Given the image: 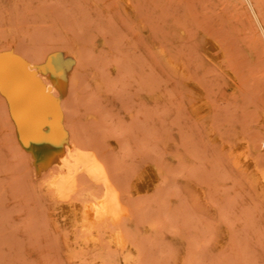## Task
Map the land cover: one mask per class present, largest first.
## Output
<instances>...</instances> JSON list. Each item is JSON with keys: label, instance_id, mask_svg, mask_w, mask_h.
Listing matches in <instances>:
<instances>
[{"label": "rangeland", "instance_id": "rangeland-1", "mask_svg": "<svg viewBox=\"0 0 264 264\" xmlns=\"http://www.w3.org/2000/svg\"><path fill=\"white\" fill-rule=\"evenodd\" d=\"M130 1L0 0V49L75 58L67 129L99 151L132 205L125 248L102 228L98 244L84 242L0 93V264H264V197L234 161L247 149L264 167L253 149L264 137L255 23L243 0ZM139 176L148 184L135 192ZM81 178L76 198L98 191Z\"/></svg>", "mask_w": 264, "mask_h": 264}, {"label": "bare ground", "instance_id": "bare-ground-1", "mask_svg": "<svg viewBox=\"0 0 264 264\" xmlns=\"http://www.w3.org/2000/svg\"><path fill=\"white\" fill-rule=\"evenodd\" d=\"M120 1L126 9H131L130 0ZM243 2L264 43V13L259 0ZM205 41L220 57L222 52L218 45L208 36ZM20 51L0 49V93L7 104L8 115L20 145L31 155L37 172L54 170L46 181V190L51 192L55 200L68 203L73 230L76 228L83 233L84 242L98 244L99 229L102 228L109 244L125 248L127 239L122 221L130 217L131 203L124 199L122 191L126 189V193H129L131 189L127 191L126 186L122 189V182L119 184L115 178L118 187L111 177L114 175H110L111 170L99 156V151L90 148V144L87 147L86 144L80 145L77 140L75 142L70 135L73 130L69 131L68 123H65L62 99L72 85L75 58L58 47L33 56ZM168 61L171 66L185 73L181 63L171 59ZM253 149L264 150V137L259 139ZM234 161L247 172L264 197V167L249 156L247 149L238 153ZM80 177H85L97 186L98 191L92 186L94 192L90 196L76 198L80 190ZM147 184L148 181L139 176L133 188L135 192H140ZM127 201L130 205H127Z\"/></svg>", "mask_w": 264, "mask_h": 264}]
</instances>
